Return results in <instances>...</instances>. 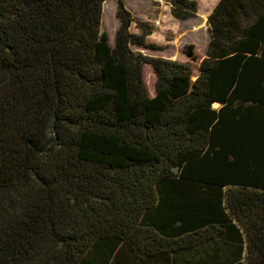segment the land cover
I'll return each instance as SVG.
<instances>
[{"label": "trees", "instance_id": "16d2710c", "mask_svg": "<svg viewBox=\"0 0 264 264\" xmlns=\"http://www.w3.org/2000/svg\"><path fill=\"white\" fill-rule=\"evenodd\" d=\"M104 1L0 0V264H264V0H217L195 76Z\"/></svg>", "mask_w": 264, "mask_h": 264}, {"label": "rangeland", "instance_id": "374dc122", "mask_svg": "<svg viewBox=\"0 0 264 264\" xmlns=\"http://www.w3.org/2000/svg\"><path fill=\"white\" fill-rule=\"evenodd\" d=\"M124 1L135 18L153 25V31L146 37V40L156 44L158 48L136 49L146 56L189 62L195 76L198 64L205 56L209 40L207 15L217 0H196L198 4L196 15L184 20L177 19L171 14L170 7L165 0ZM118 23L116 2L114 0L104 1L100 31L107 34L111 44H113ZM130 31L139 32L134 24L130 26ZM189 49L192 52L191 55L187 53ZM142 72L147 92L152 96L155 93V76L150 65L145 63Z\"/></svg>", "mask_w": 264, "mask_h": 264}]
</instances>
